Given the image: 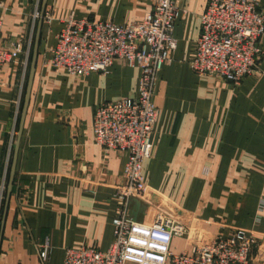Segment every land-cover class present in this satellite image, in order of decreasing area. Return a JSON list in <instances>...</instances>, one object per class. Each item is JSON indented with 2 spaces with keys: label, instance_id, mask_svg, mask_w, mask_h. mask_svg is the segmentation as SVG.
<instances>
[{
  "label": "crops",
  "instance_id": "0c3cea01",
  "mask_svg": "<svg viewBox=\"0 0 264 264\" xmlns=\"http://www.w3.org/2000/svg\"><path fill=\"white\" fill-rule=\"evenodd\" d=\"M156 1L46 0L45 10L54 20L42 24L0 264H45L39 251L47 240L49 263L54 264L62 262L66 248L106 251L113 243L116 185L123 180L128 155L106 151L96 142L94 116L103 102L136 96L140 68L116 58L106 74L79 76L54 71L46 58L65 20L133 23ZM259 2L264 10V0ZM179 4L184 12L176 23L177 47L155 84L159 116L152 155L143 163L144 181L160 199L198 218L206 232L229 236L243 229L264 246V37L256 71L240 84L198 76L190 62L207 0ZM38 7L42 11L43 0H0L3 44H23L13 61L0 67V196L5 182V199L31 74L39 23L33 31L32 16ZM204 167L211 168L208 175ZM205 193L212 195V204L196 201ZM188 198L195 201L190 204ZM133 205L139 201L131 209Z\"/></svg>",
  "mask_w": 264,
  "mask_h": 264
},
{
  "label": "built area",
  "instance_id": "2783aa9c",
  "mask_svg": "<svg viewBox=\"0 0 264 264\" xmlns=\"http://www.w3.org/2000/svg\"><path fill=\"white\" fill-rule=\"evenodd\" d=\"M180 1L157 0L141 20L128 24L69 18L57 35L56 45L48 49L47 63L56 72L64 69L79 76L93 72L106 74L116 58L139 67L141 72L136 96L103 102L96 107L94 116L96 142L106 151L119 150L128 155L123 180L116 185L113 243L106 251L89 246L66 248L58 264L264 262V246L253 233L236 228L229 236L210 234L203 230L198 218L174 202L160 199L143 178V163L152 155V134L159 116L154 100L155 84L177 47L175 28L184 12ZM41 13L39 7L33 13V31ZM43 20L51 23L53 13L45 10ZM2 28L0 19V67L13 61L23 50L20 41L3 44ZM263 37L264 10L259 0H207L201 15V33L190 62L192 70L198 76H215L240 84L258 67ZM210 170L203 168L206 175ZM5 189L4 182L0 220ZM134 200L153 210H149L151 221L132 217ZM176 238L186 241L180 252L173 250ZM51 249L48 240L40 245L39 257L45 264H54L49 263Z\"/></svg>",
  "mask_w": 264,
  "mask_h": 264
},
{
  "label": "water",
  "instance_id": "95a60500",
  "mask_svg": "<svg viewBox=\"0 0 264 264\" xmlns=\"http://www.w3.org/2000/svg\"><path fill=\"white\" fill-rule=\"evenodd\" d=\"M45 6H46V0H43V9L41 11L42 12L41 13V18L39 19L37 34H36V37H35L33 59H32V65H31V74H30L29 84H28L27 93H26V100H25V104H24V107H23L22 116H21V120H20L18 139H17V141L15 143V147H14V154H13V161H12V166H11L10 178H9V183H8V187H7L5 204H4V207H3V212H2V217H1V225H0V253H1V245H2L3 236H4V229H5L7 214H8L9 202H10V197H11V192H12V187H13V182H14V174H15L16 161H17L18 151H19V146H20V139H21V135H22V132H23V126H24V121H25V116H26V111H27V105H28V99H29V96H30L31 81H32V76H33V73H34L36 61H37V58H38V50H39V44H40L41 29H42V24H43V21H44L43 20V14H44L45 9H46ZM156 195L159 196L158 193H156Z\"/></svg>",
  "mask_w": 264,
  "mask_h": 264
},
{
  "label": "rangeland",
  "instance_id": "374dc122",
  "mask_svg": "<svg viewBox=\"0 0 264 264\" xmlns=\"http://www.w3.org/2000/svg\"><path fill=\"white\" fill-rule=\"evenodd\" d=\"M180 177V175L178 176ZM174 181L177 183V180L174 179ZM172 188L175 189L176 187V190H177V185L172 183L171 184ZM185 186H181V188L184 189ZM185 191V189H184ZM188 192V190H187ZM209 194V193H208ZM207 193L204 194V197L203 198H198V202H202V203H205V204H212L213 203V199L212 198H209L210 196L212 197L211 194L208 195ZM195 200L193 199H186V202L188 203H192L194 202ZM149 210H152L151 208H148L147 204L143 203V202H140L139 201V205L136 206V205H133L131 211H132V217L135 218L137 220V218H142L144 220H147V221H151L152 220V214ZM153 211V210H152ZM150 212V213H149ZM186 241L183 239V238H176L174 243H173V250L175 252H179L181 251L183 248H185V243Z\"/></svg>",
  "mask_w": 264,
  "mask_h": 264
},
{
  "label": "trees",
  "instance_id": "16d2710c",
  "mask_svg": "<svg viewBox=\"0 0 264 264\" xmlns=\"http://www.w3.org/2000/svg\"><path fill=\"white\" fill-rule=\"evenodd\" d=\"M4 201L5 199L3 200V204H2V212H3ZM0 225H1V220H0Z\"/></svg>",
  "mask_w": 264,
  "mask_h": 264
}]
</instances>
